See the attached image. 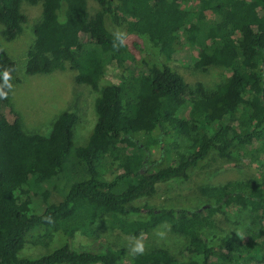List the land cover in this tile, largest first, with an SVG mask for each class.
<instances>
[{"label": "trees", "instance_id": "1", "mask_svg": "<svg viewBox=\"0 0 264 264\" xmlns=\"http://www.w3.org/2000/svg\"><path fill=\"white\" fill-rule=\"evenodd\" d=\"M22 1L0 0L9 40L27 21ZM24 1L42 3L27 73L70 67L77 83L97 91V119L78 144L80 117L71 109L55 117L48 133L25 131L10 105L17 62L0 45V264H264V178L257 190L252 178L204 186L209 200L200 209L138 202L211 153L259 157L264 170V0ZM109 24L124 30L123 47H113ZM44 30L75 40L45 48ZM186 47L198 49L197 65L229 56V76L212 90L189 83L171 64ZM111 64L128 73L101 85ZM234 209L250 217L246 237L225 233L213 241L207 231ZM100 220L131 237L168 222L191 238L188 259L165 247L127 255L103 240L75 246L76 234H93ZM28 244L42 251L24 254Z\"/></svg>", "mask_w": 264, "mask_h": 264}, {"label": "rangeland", "instance_id": "2", "mask_svg": "<svg viewBox=\"0 0 264 264\" xmlns=\"http://www.w3.org/2000/svg\"><path fill=\"white\" fill-rule=\"evenodd\" d=\"M22 10L27 16L23 31L14 39L9 40L3 35V25L0 23V45L17 62V74L12 82L10 92L11 108L19 114L23 129L27 132L48 133L53 126L55 117L66 109L75 110L80 121L75 126V144L83 143L90 131H92L97 119L95 110V99L97 91L90 85L77 83L75 71L68 67L45 74H29L26 71L27 53L35 41L34 26L41 14L42 3L35 5L22 1ZM113 32H124L121 28L109 24ZM75 37L67 32L57 30L42 31V45L45 48H55L61 43H72ZM146 47L153 53H158L150 43ZM199 57L198 49L186 47L176 52L171 64L182 72L187 81L192 85L201 82L205 89L212 90L218 83L229 76L224 59L212 57L205 61L204 65H197ZM132 64L127 62L126 67ZM125 66L118 64L109 65L105 76L100 84L110 81L117 82L128 71ZM185 133L180 136L183 144L188 142ZM76 137V139H75ZM88 139V138H87ZM87 141V140H86ZM155 152V157L157 156ZM261 158V157H260ZM259 164V157L249 160L242 155L234 154L226 156L211 153L203 162L192 169L184 178L170 180L160 183L156 192L148 198H142L140 204L146 202L160 207H184L189 209H200L205 206L209 198L202 194L201 189L211 184H221L228 180L254 179L255 190L264 178V170ZM250 217L246 211H233L226 214L224 221L212 230L208 235L215 241L216 237L225 233H231L237 238L246 237V230L250 227ZM190 237L184 234L173 232L168 222H162L154 228L147 230L141 236L131 237L129 235L111 230L105 221H98L94 225V233L83 235L77 233L74 238L75 246H86L93 244L96 240H103L114 247L125 248L127 255L132 253V247L139 240L144 244V251L154 247L168 248L175 256L182 260L188 259L184 248L190 241ZM42 248L33 245H26L24 254L36 255ZM100 264V263H97Z\"/></svg>", "mask_w": 264, "mask_h": 264}, {"label": "clouds", "instance_id": "3", "mask_svg": "<svg viewBox=\"0 0 264 264\" xmlns=\"http://www.w3.org/2000/svg\"><path fill=\"white\" fill-rule=\"evenodd\" d=\"M125 38H126V34L120 31H117L114 33V38H113V47L114 48H119V47H123L125 44ZM2 78H3V82H4V86L10 88L11 84L9 83V73L8 72H4L2 74ZM5 93H0V95H3ZM144 244L141 241H137L135 243V245L132 247V253L133 254H143L144 253Z\"/></svg>", "mask_w": 264, "mask_h": 264}]
</instances>
